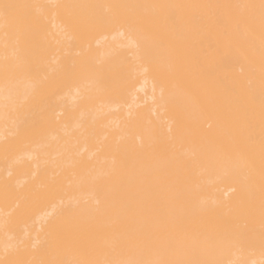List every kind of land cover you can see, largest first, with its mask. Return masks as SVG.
<instances>
[{
    "label": "bare ground",
    "instance_id": "1",
    "mask_svg": "<svg viewBox=\"0 0 264 264\" xmlns=\"http://www.w3.org/2000/svg\"><path fill=\"white\" fill-rule=\"evenodd\" d=\"M0 264H264V0H0Z\"/></svg>",
    "mask_w": 264,
    "mask_h": 264
},
{
    "label": "snow or ice",
    "instance_id": "2",
    "mask_svg": "<svg viewBox=\"0 0 264 264\" xmlns=\"http://www.w3.org/2000/svg\"><path fill=\"white\" fill-rule=\"evenodd\" d=\"M8 7H9L8 5H5V6H4L5 10H7Z\"/></svg>",
    "mask_w": 264,
    "mask_h": 264
}]
</instances>
